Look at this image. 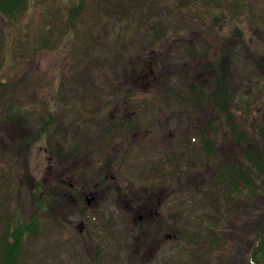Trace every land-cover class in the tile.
Masks as SVG:
<instances>
[{
	"label": "rangeland",
	"instance_id": "374dc122",
	"mask_svg": "<svg viewBox=\"0 0 264 264\" xmlns=\"http://www.w3.org/2000/svg\"><path fill=\"white\" fill-rule=\"evenodd\" d=\"M214 64L233 72L230 99L251 100L250 90L264 89V0H31L15 17L0 14V237L10 220L37 219V233L24 243V264H133L127 255L118 260L112 239L107 260L93 258L90 240L98 246L106 223L120 233L137 220L110 205L95 215L75 211L64 180L75 170L86 177L100 174L102 165L75 167L69 161L72 136L59 129L92 131L99 158L119 142L116 122L130 127L125 141L132 146L140 132L150 130L135 163L122 168L121 176L128 178L149 159H164L170 147L179 156L188 145L194 155L214 105L195 107L191 92L208 82ZM90 96L105 106L85 117L80 102ZM131 100L145 105L144 112L135 107L136 114L116 117L125 107L132 110ZM256 113L233 121L255 132L258 123L264 124V105ZM215 144V151L205 152L201 169L184 167L198 185L173 202L170 223L181 237L171 240L168 264H249L248 250L264 230L262 180H256L248 198L225 187L236 199L220 201L226 211L218 247L201 225L214 215L216 178L238 158L233 145ZM177 165L173 169L181 170ZM242 171L249 175L248 168ZM184 207L191 219L187 226L178 223ZM195 256L203 258L195 261ZM141 259L134 264H160L151 255Z\"/></svg>",
	"mask_w": 264,
	"mask_h": 264
},
{
	"label": "flooded vegetation",
	"instance_id": "af4514ba",
	"mask_svg": "<svg viewBox=\"0 0 264 264\" xmlns=\"http://www.w3.org/2000/svg\"><path fill=\"white\" fill-rule=\"evenodd\" d=\"M91 98L92 96L80 102L79 111L83 109L86 112L85 117H89L94 114L93 111L100 110L105 106L104 102L93 101ZM140 98L146 99L147 96L146 98L144 96ZM84 102L87 104L85 108L83 107ZM130 102L132 103V110L128 111V108L125 107L124 110L122 109L116 113V117L123 119L126 115L131 116L138 111V113L144 112L142 109L145 105L141 104V102L137 105L134 104L137 103L135 100ZM135 107L140 109L137 111ZM117 109H120V107L117 106ZM114 116L113 113L111 117ZM116 128L119 131L117 134L119 142L115 145L111 143L110 152L104 154L102 158H99L97 153L93 151L95 146L98 149V142H92V131L88 132L86 128H78L75 132H71L67 128L59 129L60 134L69 135L70 133L72 136L69 142L73 148L69 150V161L75 167H79L83 163L90 167L102 165L100 174L88 177L75 170L72 175L67 177L68 179L64 180L66 191L69 198H71V202L77 207L75 211L79 210L81 214H100L101 211H105V207L107 208L110 205L119 213H127L130 219L132 216L133 219L137 220L133 224L128 222L130 230H127V232L114 233L108 228L109 224L107 223L105 227L100 229L101 236L98 238L100 241L98 246L92 244L93 240H90V246L94 252L93 258L96 259V262L107 260L108 257L106 255L108 256V254L106 252L109 249L108 247L115 245L118 260L124 261L127 255L128 259H134L132 261L134 264V262L142 260L143 256L151 255L152 259H157L158 257L160 264H168L173 256L171 240L181 237V234L175 230L173 232L172 224L170 223L172 222L171 216L174 213L173 202L180 200L178 193H180V196L186 191L190 193L193 185H198L193 179L189 181V179L185 178L188 172H185L184 167L192 165L190 167L196 168L197 166L198 169H201V164H203L201 160L205 156L203 146L199 143L193 145L194 155H192L190 147L184 145L179 156H174V150L170 147L167 150L168 152L164 153V159H158V161L149 159V163L144 162L141 165L142 167L137 163V165H133L140 166V173L136 175L133 172V175L128 178V176H121L122 168L126 163H129L126 166H131L135 163L136 152L145 149L144 143L149 142L148 138H151V132L150 130L140 132L141 137H136L138 141H135V145L132 146V143L125 141L128 140V137L125 136L127 129L125 125L116 122ZM136 130L134 129L135 132ZM133 134L134 132L131 134L132 137L134 136ZM135 148H138V150ZM142 154L138 157H142ZM125 155L130 159L128 157L124 159ZM178 162H180L181 170L176 171L175 168L173 169V165L177 167ZM116 168H118V171ZM126 168L129 170L128 168L131 167ZM184 173L186 174L184 175ZM194 196L197 197L196 194ZM181 201H184V199ZM187 210L186 207L183 208L184 212ZM80 224L85 225V222L81 221ZM187 225L181 224V226ZM79 229L82 232L83 226L79 227ZM110 239L113 241V244H111L113 246L107 245ZM97 247H101V249Z\"/></svg>",
	"mask_w": 264,
	"mask_h": 264
},
{
	"label": "trees",
	"instance_id": "16d2710c",
	"mask_svg": "<svg viewBox=\"0 0 264 264\" xmlns=\"http://www.w3.org/2000/svg\"><path fill=\"white\" fill-rule=\"evenodd\" d=\"M30 1L31 0H0V14L8 17H15L21 13V10H23ZM159 22L160 20H156L155 24L159 25ZM156 34L157 33H155V35ZM155 37L160 38V35L157 34ZM208 71L210 75L208 74L205 77L208 82H203V84L199 85V87L202 88L198 87L191 92V94L196 96L192 101L195 102V107L199 106L198 108H200L202 107L200 105L207 102L214 105L213 111H211L210 114L211 122L201 134L203 137L201 138L203 144H201L204 153L215 151V143L217 141H222L224 144L227 143L229 147L233 145L235 150H237L238 156L235 167H231L228 172L221 174L220 178H216V183L214 184L215 191L210 202L213 209H215L214 215L207 216L203 222H200L201 225L205 227L206 231L211 233L213 245H217L218 247L222 242L219 240L220 224L223 223L222 217L224 218V212L226 211L223 210L224 206L223 203L221 206L220 201L230 196L231 199H236V197L231 194L229 196L225 187H228L231 191L237 192L238 194L242 193L243 196L245 195V198H248L252 197L253 187L257 188L255 185L256 180H262V183H264V124L258 123L255 132L249 133L244 129L245 127H241L238 120L235 121L236 123L233 121V118L237 119L235 117H239V114L246 115L244 116L246 118L249 117L248 115L258 116L260 112L256 113V111L260 110L264 105V89L258 88L257 90H250L251 100L247 98L237 100L233 97L230 99L232 96L231 82L234 79L233 72L229 71V69L226 71L220 64H214ZM228 83H230V85ZM1 89L2 83H0V90ZM249 92L245 90V92H243L244 96L247 97ZM233 104H235V107ZM201 135L198 136L201 137ZM206 156L208 157V154ZM243 167H246V169L248 168L250 171L248 172L249 175H247V171L246 173L242 171ZM185 174L186 173H184V175ZM185 178L189 179V181L193 179L192 176H188L187 174ZM261 188L263 193L264 187ZM206 190L207 189H205V191ZM200 194L203 195V191ZM210 195L211 193L207 196L210 198ZM254 195H256L255 192ZM242 199L239 198V200ZM46 204L48 205V203ZM251 205L252 204L249 206ZM217 211L220 215L216 213ZM179 214V218L181 219L178 223L189 225L191 221L189 210L180 212ZM38 226L39 222L37 219L31 222H23L21 219L10 220L5 225L0 237V264H24L22 256L26 237L30 234L37 233ZM251 248L252 250H248V252L251 251L249 255V264H264V230H261L257 234L256 242ZM195 257L194 260L196 261L197 258L200 259L199 257L202 256Z\"/></svg>",
	"mask_w": 264,
	"mask_h": 264
}]
</instances>
